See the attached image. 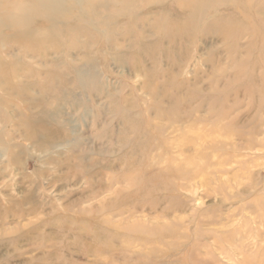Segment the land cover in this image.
<instances>
[{"label": "rangeland", "instance_id": "rangeland-1", "mask_svg": "<svg viewBox=\"0 0 264 264\" xmlns=\"http://www.w3.org/2000/svg\"><path fill=\"white\" fill-rule=\"evenodd\" d=\"M0 6V264H264V0Z\"/></svg>", "mask_w": 264, "mask_h": 264}, {"label": "bare ground", "instance_id": "bare-ground-1", "mask_svg": "<svg viewBox=\"0 0 264 264\" xmlns=\"http://www.w3.org/2000/svg\"><path fill=\"white\" fill-rule=\"evenodd\" d=\"M23 1H24V0H23ZM46 1H47V0H46ZM49 1H50V0H49ZM59 1H60V0H59ZM70 1H71V0H70ZM109 1H110V0H109ZM112 1H113V0H111V2H112ZM115 1H117V0H115ZM119 1H120V0H119ZM4 2L7 3L6 1H4ZM17 2H19V1H17ZM20 2H21V1H20ZM33 2H34V1H33ZM61 2H62V1H61ZM127 2H128V1H127ZM184 2H185V1H184ZM31 3H32V2H31ZM58 3H59V2H58ZM181 3H182V2H181ZM32 4H33V3H32ZM36 4H37V3H36ZM59 4H60V3H59ZM110 4H111V3H110ZM129 4H130V3H129ZM60 5L62 6V4H60ZM74 5H75V4H74ZM76 5H77V4H76ZM178 5H179V4H178ZM1 6H2V5H1ZM1 6H0V7H1ZM13 6H14V5H13ZM13 6H12V7H13ZM38 6H39V5H38ZM118 6H119V5H118ZM4 7H6V6L4 5ZM8 7H9V6H8ZM10 7H11V6H10ZM59 7H60V6H59ZM76 7H77V6H76ZM88 7H89V6H88ZM128 7H129V6H128ZM25 8H26V7H25ZM52 8H53V7H52ZM55 8H56V7H55ZM70 8H71V7H70ZM90 8H91V7H90ZM119 8H120V7H119ZM131 8H132V7H131ZM180 8H181V7H180ZM192 8H194V7H192ZM1 9H3V8H1ZM30 9H31V8H30ZM46 9H47V8H46ZM48 9H49V8H48ZM86 9H87V8H86ZM91 9H92V8H91ZM121 9H122V8H121ZM127 9H128V8H127ZM184 9H186V7H185ZM184 9H183V10H184ZM10 10H11V9H10ZM16 10H17V9H16ZM54 10H55V9H54ZM57 10H58V9H57ZM73 10H74V9H73ZM92 10H93V9H92ZM109 10H110V9H109ZM134 10H135V9H134ZM137 10H138V9H137ZM186 10H187V9H186ZM186 10H185V11H186ZM5 11H7V10H5ZM5 11H4V12H5ZM31 11H32V10H31ZM71 11H72V10H71ZM125 11H126V10H125ZM190 11H191V10H190ZM12 12H13V11H12ZM49 12H50V11H49ZM92 12H93V11H92ZM7 13H8V12H7ZM24 13H26V10H25ZM27 13H30V11L27 12ZM50 13H52V12H50ZM59 13H60V12H59ZM75 13H76V12H75ZM79 13H80V11H79ZM93 13H94V12H93ZM4 14H6V13H4ZM11 14H12V13H11ZM47 14H48V13H47ZM54 14H55V13H54ZM54 14H53V15H54ZM89 14H90V13H89ZM188 14H189V13H188ZM24 15H25V14H24ZM40 15H41V14H40ZM57 15H58V14H57ZM80 15H81V14H80ZM94 15H95V14H94ZM101 15H102V14H101ZM105 15H106V14H105ZM105 15H103V16H105ZM125 15H126V13H125ZM25 16H26V15H25ZM29 16H30V15H29ZM43 16H45V15H43ZM87 16H88V15H87ZM34 17H35V15H34ZM54 17H55V16H54ZM60 17H61V16H60ZM94 17H95V16H94ZM130 17H133V18H134V16H131V15H130ZM27 18H28V17H27ZM56 18H57V17H56ZM58 18H59V17H58ZM66 18H67V16H66ZM74 18H75V17H74ZM85 18H87V17H85ZM100 18H101V16H100ZM106 18H107V16H106ZM128 18H129V15H128ZM133 18H132V20H133ZM7 19H8V18H7ZM11 19H12V17H11ZM60 19H61V18H60ZM96 19H97V18H96ZM104 19H105V18H104ZM187 19H190L189 16L187 17ZM26 20H27V19H26ZM28 20H29V19H28ZM2 21H3V19H2ZM49 21H50V20H49ZM91 21H93V20H91ZM3 22H6V20L3 21ZM11 22H13V21H11ZM21 22H22V21H21ZM37 22H38V21H37ZM58 22H59V21H58ZM61 22H62V21H61ZM93 22H94V21H93ZM103 22H104V21H103ZM131 22H133V21H131ZM135 22H136V21H135ZM17 23H18V21H17ZM24 23H25V22H24ZM24 23H23V24H19V25H25ZM26 23H27V22H26ZM64 23H65V22H64ZM66 23H67V22H66ZM69 23H70V22H69ZM76 23H77V22H76ZM4 24H5V23H4ZM9 24H10V23H9ZM9 24H7V25H9ZM14 24H15V23H14ZM54 24H55V23H54ZM135 24H136V23H135ZM17 25H18V24H17ZM19 25H18V26H19ZM95 25H96V24H95ZM25 26H26V25H25ZM27 26H28V25H27ZM32 26H33V25H32ZM60 26H61V25H60ZM77 26H78V25H77ZM5 27H6V25H5ZM9 27L11 28V26H9ZM22 27H23V26H21L20 28H22ZM47 27H48V26H47ZM53 27H54V26H53ZM56 27H57V26H56ZM79 27H80V26H79ZM79 27H78V28H79ZM87 27H88V26H87ZM87 27H86V28H87ZM0 28H1V27H0ZM14 28H15V26H14ZM20 28H19V29H20ZM27 28H28V27H27ZM27 28H26V30H27ZM65 28H66V27H65ZM90 28H91V27H90ZM52 29H55V28H52ZM61 29H62V28H61ZM68 29H69V28H68ZM68 29H67V30H68ZM70 29H71V28H70ZM82 29H83V28H82ZM92 29H93V28H92ZM92 29H91V30H92ZM23 30H24V29H23ZM26 30H25V31H26ZM64 30H65V29H64ZM79 30H80V29H79ZM84 30H85V29H84ZM0 31H1V30H0ZM57 31H58V30H57ZM69 31H70V30H69ZM43 32H44V31H43ZM51 32H52V31H51ZM64 32H65V31H64ZM87 32H88V31H87ZM24 33H26V32H24ZM33 33H34V32H33ZM54 33H55V32H54ZM75 33H76V32H75ZM91 33H92V32H91ZM14 34H15V33H14ZM17 34H18V33H17ZM30 34H31V33H29V35H30ZM48 34H49V33H48ZM66 34H67V32H66ZM40 35H41V34H40ZM42 35H43V34H42ZM53 35H54V34H53ZM70 35H71V34H70ZM89 35H90V34H89ZM30 36H31V35H30ZM36 36H37V35H36ZM75 36H76V35H75ZM98 36H99V35H98ZM37 37H38V36H37ZM55 37H56V36H55ZM55 37H54V38H55ZM62 37H63V36H62ZM14 38H15V37H14ZM20 38H21V37H20ZM29 38H30V37H29ZM31 38H32V37H31ZM57 38H58V37H57ZM1 40H3V39H1ZM7 40H8V39H7ZM7 40H6V41H7ZM32 40H33V39H32ZM32 40H31V41H32ZM36 40H37V39H36ZM3 41H4V40H3ZM21 41H22V40H21ZM23 41H24V40H23ZM25 42H26V41H25ZM29 42H30V41H29ZM35 42H36V41H35ZM32 43H33V42H32ZM56 43H57V42H56ZM59 47H60V45H59ZM17 52H18V51H17ZM24 52H25V51H24ZM13 54H14V53H12V55H13ZM19 54H20V53H19ZM15 55H16V54H15ZM17 56H18V55H17ZM19 56H20V55H19ZM9 68H10V67H9ZM9 71H10V69H9ZM7 73H8V72H7ZM52 78H53V77H52ZM59 82H60V81H59ZM61 82H62V81H61ZM59 84H60V83H59ZM59 86H60V85H59Z\"/></svg>", "mask_w": 264, "mask_h": 264}]
</instances>
